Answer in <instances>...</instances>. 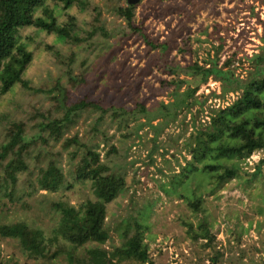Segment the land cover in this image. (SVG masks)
I'll list each match as a JSON object with an SVG mask.
<instances>
[{
    "label": "rangeland",
    "instance_id": "1",
    "mask_svg": "<svg viewBox=\"0 0 264 264\" xmlns=\"http://www.w3.org/2000/svg\"><path fill=\"white\" fill-rule=\"evenodd\" d=\"M263 1L140 0L133 17L138 29L132 30L115 13L127 0H77L68 9L47 0L58 23L75 18L81 42H65L33 27L20 31L32 53L23 74L30 89L15 85L0 96V144L10 125L21 122L29 147L23 154L26 169L17 175L11 198L0 193V224L25 221L53 238L58 215L52 204L78 207L95 199L90 183L74 180L86 151L95 150L110 173L125 179V191L106 206L109 238L101 248L111 252L120 247L138 221L145 226L152 264H264V176L249 185L231 181L214 196L201 193L200 212H193L182 199L186 194L192 198L191 185L177 176L190 159L185 142L191 132L218 105L234 100L232 95L218 100L214 94H219V84L210 78L198 84L193 97L179 103L199 80L192 81L186 70L192 64L207 68L210 61L223 67L230 60L223 68L244 74L245 56L258 52L264 36ZM163 42L166 51L158 47ZM58 91V103L63 92L62 110L81 101L100 108L73 111L56 139L41 126L65 115L56 109ZM174 102L178 106L171 115ZM138 105L162 115L147 123ZM73 138L78 144L65 147ZM263 155L253 153L247 165H241L244 178ZM49 163L64 174V185L54 194L37 190L36 181ZM192 189L196 195L201 192L195 185ZM203 220L215 237L209 246L186 231L187 223L196 230ZM0 264L45 263L26 258L16 241L0 239ZM51 264L67 260L60 255Z\"/></svg>",
    "mask_w": 264,
    "mask_h": 264
},
{
    "label": "trees",
    "instance_id": "2",
    "mask_svg": "<svg viewBox=\"0 0 264 264\" xmlns=\"http://www.w3.org/2000/svg\"><path fill=\"white\" fill-rule=\"evenodd\" d=\"M46 1L0 0V96L10 92L15 85L30 89L23 74L32 61V53L21 39L22 29L33 27L45 33L55 34L65 42H81L75 30V18L69 16L68 21L58 23L54 11L46 6ZM50 1L62 4L64 9H68L77 0ZM80 4L82 7L85 5L83 1H80ZM135 5L137 4H127L115 10L116 15L132 30L138 29L133 27ZM38 11H41V15L36 14ZM144 40L148 41L146 38ZM173 42L176 45V42ZM147 44L150 45L149 42ZM158 47L166 51L167 44L163 42L158 44ZM257 50V53L245 56L247 68L244 74H236L234 70L223 68L230 60H227L223 67H218L216 62L210 61L207 68L192 64L186 70L192 81L199 80L193 88H188L183 93L179 103L183 104L187 98L193 97L198 84L205 83L210 78L219 84V94H214L218 100L234 96L230 103L218 105L212 110L207 120L199 123L185 142L190 159L177 176L187 178L191 185L188 193L193 195L192 198L186 196L187 194L181 196L193 212L203 211L201 193L214 196L231 181L244 180L243 183L249 185L264 176V155L251 166L252 172L246 173L247 178L241 175V165H247L253 153H264V36ZM175 95H178L176 90ZM58 96L59 91L54 102L56 109L65 113L63 119H55L48 126H41L42 130L48 129L56 139L59 138L63 125L71 122L69 116L73 111L100 108L95 102L81 101L71 107L65 106L62 110L57 102ZM138 106L147 123L151 124L158 119L157 116L162 115L159 110H147L143 105ZM177 106L176 102L169 106L173 111L171 115H174ZM70 144H78L76 138L67 140L64 146L69 147ZM28 147L24 124H11L6 132V140L0 144V193L5 192V197L11 198L17 184V175L26 169L23 154ZM74 176L76 182L90 183L95 199L87 200L78 207L67 202L52 204L58 215L53 228V238H46L41 229L33 228L25 221H16L0 224V239L16 241L26 258L45 264H51L52 260L60 255L65 256L67 264H121L124 260H132L137 264H152L144 239L145 226L138 221L133 224L131 236L126 237L120 247L111 252L100 247L109 238L105 224L106 206L125 191V179L110 173L95 150L86 151ZM200 182H203V185ZM36 183L38 191L54 194L64 185V174L53 163H49L46 169L41 170ZM194 185L201 190L199 195L192 189ZM261 185L264 187V182ZM186 226L188 235L194 241L202 239L209 243L206 244L209 246L215 239L210 233L209 224L204 220L199 222L196 230L192 223H187ZM124 230L131 229L126 227ZM53 246H57L55 250H52ZM217 257L212 259L213 263H216Z\"/></svg>",
    "mask_w": 264,
    "mask_h": 264
},
{
    "label": "water",
    "instance_id": "3",
    "mask_svg": "<svg viewBox=\"0 0 264 264\" xmlns=\"http://www.w3.org/2000/svg\"><path fill=\"white\" fill-rule=\"evenodd\" d=\"M139 1L140 0H127V4L134 5L137 4ZM62 98H63V92L60 93V98H59L60 107H63Z\"/></svg>",
    "mask_w": 264,
    "mask_h": 264
}]
</instances>
